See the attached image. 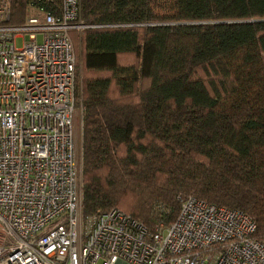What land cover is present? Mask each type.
Listing matches in <instances>:
<instances>
[{"label":"trees","instance_id":"trees-1","mask_svg":"<svg viewBox=\"0 0 264 264\" xmlns=\"http://www.w3.org/2000/svg\"><path fill=\"white\" fill-rule=\"evenodd\" d=\"M10 1L19 24L29 0ZM79 1L98 25L80 38L96 73L81 86L82 213L118 208L153 230L195 196L242 210L264 240V0H173L169 14Z\"/></svg>","mask_w":264,"mask_h":264},{"label":"built area","instance_id":"built-area-1","mask_svg":"<svg viewBox=\"0 0 264 264\" xmlns=\"http://www.w3.org/2000/svg\"><path fill=\"white\" fill-rule=\"evenodd\" d=\"M28 4L23 22L0 21V264H264L238 208L177 195L176 218L153 230L118 208L82 213L70 31L98 25L80 19L79 0Z\"/></svg>","mask_w":264,"mask_h":264},{"label":"rangeland","instance_id":"rangeland-1","mask_svg":"<svg viewBox=\"0 0 264 264\" xmlns=\"http://www.w3.org/2000/svg\"><path fill=\"white\" fill-rule=\"evenodd\" d=\"M55 2L57 0H54ZM173 0H154L151 3V7L153 9V11L155 13L158 14H169L171 13V10L169 9V6L171 4ZM26 12H25V16L23 18V21L30 15H32L35 10L29 5L27 4L26 7ZM10 13H11V1L10 0H0V21L1 22H8L10 20ZM22 21V22H23ZM83 30L84 28L78 29V30H71L70 31V35L71 38L74 42V47L76 49L77 55H78V63H77V85L78 88H81V94H82V81L88 77V76H92L95 75L96 73L94 72H90L88 70H86L81 62V57H82V44H81V35L83 34ZM24 37L26 38L27 35H24ZM41 40V37H38V41ZM15 45L16 47H20L21 43H22V37H18L15 41ZM81 99H82V95H81ZM81 111L80 109H78V112L75 116V120H74V130H75V139H76V144L78 145V148H80L81 146V127H82V123H81Z\"/></svg>","mask_w":264,"mask_h":264},{"label":"crops","instance_id":"crops-1","mask_svg":"<svg viewBox=\"0 0 264 264\" xmlns=\"http://www.w3.org/2000/svg\"><path fill=\"white\" fill-rule=\"evenodd\" d=\"M73 41V40H72ZM73 44H74V42H73ZM76 52V51H75ZM76 58H77V61H78V55H77V52H76Z\"/></svg>","mask_w":264,"mask_h":264}]
</instances>
